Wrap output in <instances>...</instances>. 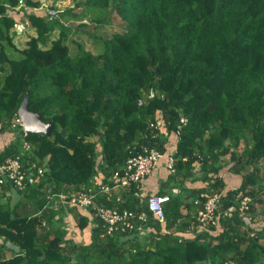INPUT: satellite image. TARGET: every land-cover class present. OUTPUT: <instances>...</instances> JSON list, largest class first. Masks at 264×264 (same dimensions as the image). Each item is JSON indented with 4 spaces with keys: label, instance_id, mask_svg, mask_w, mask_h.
<instances>
[{
    "label": "trees",
    "instance_id": "trees-1",
    "mask_svg": "<svg viewBox=\"0 0 264 264\" xmlns=\"http://www.w3.org/2000/svg\"><path fill=\"white\" fill-rule=\"evenodd\" d=\"M80 3L114 11L124 29L103 38L97 52L78 42L71 55L65 41L77 27L57 21L59 34L52 37L55 18L48 20L38 9L39 0L22 5L0 0V133L15 134L0 151V163L17 157L24 167L43 169L38 185L18 192L34 194L42 210L48 193L95 187L98 174L107 178L143 148H173L175 170L165 181L180 183L182 190L187 182L199 186L184 196L171 194L163 225L153 220L152 233L123 231L99 239L95 228L87 244L66 241L62 232L39 233L48 228L41 221L52 208L40 216L18 215L0 204V264H264V0H74L73 5ZM72 11L58 14L77 19ZM18 13L35 35L14 57ZM92 19L102 22L98 13ZM150 90L159 95L146 98ZM26 92L29 110L53 123L49 136L11 129ZM181 118L186 122L179 126ZM240 144L237 154L233 149ZM225 164L240 180L223 193ZM206 180L222 194L221 211L248 194L255 218L219 215L206 230L197 228L193 200ZM167 188L154 194H167ZM130 194L117 205L134 207L137 196L130 200ZM85 224L78 222L79 229ZM191 224L195 228L186 230ZM7 241L19 247L18 254L5 253Z\"/></svg>",
    "mask_w": 264,
    "mask_h": 264
},
{
    "label": "built area",
    "instance_id": "built-area-1",
    "mask_svg": "<svg viewBox=\"0 0 264 264\" xmlns=\"http://www.w3.org/2000/svg\"><path fill=\"white\" fill-rule=\"evenodd\" d=\"M19 4L22 5L23 0H19ZM41 12L46 14L49 20L54 19L58 14L56 9L50 8H44ZM28 25V22L25 21L16 26L20 30H24ZM155 95H159V93L150 90L147 92L146 98H152ZM142 104L143 101L139 99L138 105ZM179 121V126H181L185 124L186 119L181 118ZM149 125L152 127L154 123ZM1 127L2 124L0 123ZM10 127L13 129L20 128L24 135L27 133L18 115L11 120ZM22 148L28 153L32 150L31 144L27 141L23 142ZM174 154L173 148H166L163 152L155 148H143L141 152H136L127 158L107 178L101 175V179H96L95 187L81 188L78 192L73 191L76 189H70L48 193L43 209L49 207L53 210H59L64 208V205L90 209L97 221L96 228L99 239H106L123 231L133 232L136 230L138 233H142L148 228L151 219L163 221L165 216L163 204L168 200V195H148L145 204L136 207H119L117 203L123 202L124 193H129L133 186L140 189L143 180L155 171L161 162L170 173L174 172L176 161ZM23 161L17 157H8L0 163V187L9 186L17 191H24L28 186L40 183L43 169L35 167L34 164L29 168L24 167ZM209 182L206 180L202 183L201 187H204L205 190L193 200L196 207L194 219L197 222V228L206 230L211 223L217 221L219 215L231 218L237 214L239 218L247 219V221L255 218V214L250 211L252 198L248 194L239 195L232 204L221 211L219 207L222 194L215 190L212 191ZM108 202H112V204L107 206ZM41 224L45 226L47 223L42 220ZM193 226L191 224L189 229L194 228ZM6 246L13 249L14 253H19V248L10 242H7Z\"/></svg>",
    "mask_w": 264,
    "mask_h": 264
},
{
    "label": "crops",
    "instance_id": "crops-1",
    "mask_svg": "<svg viewBox=\"0 0 264 264\" xmlns=\"http://www.w3.org/2000/svg\"><path fill=\"white\" fill-rule=\"evenodd\" d=\"M40 1V8H43L44 4L47 3H54L55 6H59V1L54 0H39ZM14 17H16L17 20H19L17 23H23L27 21L26 17L21 16V13L15 14ZM17 28V27H16ZM18 34L15 35L13 39V44L16 47V51H12L11 54L15 57L18 56L19 50L23 49L25 47V44L29 38V35H35L34 29L30 28V26H27L25 30H20L18 28ZM15 138V134L13 131H4L3 133H0V151L7 146L13 139ZM170 174V172L166 169L163 162L160 163L158 168L153 171L147 178L143 180L141 183V188H132V190L128 193L130 200H133L134 196L136 197V202L134 203V207L139 206L137 202H141L142 200L146 201L145 196L147 197L150 194H154L158 191L160 187H171L172 184H169L165 181L167 178V175ZM101 173L98 174L97 180L101 179ZM164 183V184H163ZM202 183V182H201ZM199 183H191L187 182L184 185V189H180L179 187L172 186L169 190L167 188L168 194H175V195H185L187 194V189H193L195 187H198ZM196 189V188H195ZM173 191V192H171ZM20 194L17 190L9 187V186H2L0 187V204L9 206L10 209L14 211L18 215H35L40 216L41 211L38 210V207L32 208V206L26 207V205L19 206L20 204ZM144 202V201H143ZM141 204V203H140ZM144 205V204H143ZM44 209H49L44 208ZM187 208L185 206L181 207V213L185 214ZM51 214V215H49ZM51 216V217H50ZM53 219L54 220V227L52 229L59 230L62 232L63 238L66 241H73L76 242V239H83L84 241H91L94 236V230L97 225L96 219L93 217L91 210L87 208H81V207H71L64 205V208H60L59 210L50 211L46 214L44 217V221L47 223L45 226L48 225L51 226L50 222L48 220ZM84 221L86 224L83 229H79L78 222ZM162 227V226H161ZM151 228V227H149ZM152 230H145L142 233H138L141 236H144L148 234V232L153 231ZM175 229L173 228L171 231L173 232ZM155 231V230H154ZM156 232V231H155ZM50 236H53L51 234ZM91 239V240H90ZM2 242V238L0 237V243ZM83 243V242H82ZM7 252L11 251L10 248L6 249ZM5 251V253H7Z\"/></svg>",
    "mask_w": 264,
    "mask_h": 264
},
{
    "label": "rangeland",
    "instance_id": "rangeland-1",
    "mask_svg": "<svg viewBox=\"0 0 264 264\" xmlns=\"http://www.w3.org/2000/svg\"><path fill=\"white\" fill-rule=\"evenodd\" d=\"M73 3H74V0H61L59 1L60 5L56 6L55 8L58 11H63L67 8H71L73 9L72 13L78 18L73 19V17H71L70 15H67V17L63 18V17H60V12H59L58 16L55 18V20H53L54 31L51 34L52 37H57L59 34V27L57 26V21L63 22L65 25L70 26L71 29H74L76 27L78 28L76 30H73L68 35V40L65 41L68 47V51L71 55H74L77 52L79 48V45H77L78 42L81 43L82 49L84 48L92 52H97L100 49L98 45L101 44L103 38L109 37L113 32L123 31L124 23H121V20L119 19L117 15H115L114 11L112 10H101V11L89 10L81 3L79 6L73 5ZM97 13L99 14V16H101L102 22H96L92 19V17H94ZM233 150H235V152L239 154L240 151L242 150V144H240L237 149H233ZM262 172H264V166L262 167ZM220 175L225 182L223 193L225 192L226 189L236 187L240 180L239 175L234 174L232 171H230L229 164L224 165V167L220 171ZM173 184H175V187H176V184H180V183H173ZM71 189H76L73 191H77V192L81 190L79 188H71ZM19 200L21 201L19 204L20 207L22 205H26V207L32 206V208H36L37 206L34 194L26 196V197H23L22 194H20ZM255 207L259 211L261 208V205L258 203H255ZM48 221L50 222L51 226H49L48 228L39 229V233H42V231H45L46 229L50 231L51 234H53L54 232H61L59 230L52 229L54 227L53 219L48 220ZM254 223L257 224L258 221H254ZM243 229L245 231L247 230L246 227ZM76 240H77L76 241L77 243L83 242L87 244L90 242V241H84L83 239L82 240L76 239ZM7 253L12 254L11 251H8Z\"/></svg>",
    "mask_w": 264,
    "mask_h": 264
},
{
    "label": "water",
    "instance_id": "water-1",
    "mask_svg": "<svg viewBox=\"0 0 264 264\" xmlns=\"http://www.w3.org/2000/svg\"><path fill=\"white\" fill-rule=\"evenodd\" d=\"M17 114L23 122L25 131L28 133H44L49 136L52 128L54 127L52 122H44L40 113L29 110L27 92L22 97L17 109ZM65 132V128H62L61 133L64 135Z\"/></svg>",
    "mask_w": 264,
    "mask_h": 264
},
{
    "label": "clouds",
    "instance_id": "clouds-1",
    "mask_svg": "<svg viewBox=\"0 0 264 264\" xmlns=\"http://www.w3.org/2000/svg\"><path fill=\"white\" fill-rule=\"evenodd\" d=\"M48 3L47 4H44L43 5V8H38L39 10H43L44 8H48ZM50 9H56L55 7H52V8H50ZM58 11V10H57ZM57 16H58V14H57ZM56 18V17H55ZM27 20V19H26ZM49 20V19H48ZM53 20V19H52ZM28 22V21H27ZM17 24H19V23H15V29H16V31H18V27L16 26ZM28 24H29V22H28ZM29 26V25H28ZM17 27V28H16ZM25 30V29H24ZM18 33V32H17ZM18 115V114H17ZM19 117V116H18ZM22 121V120H21ZM23 123V122H22ZM24 126V125H23ZM11 129H13V128H11ZM28 133V132H27ZM203 183V182H202ZM207 189V188H206ZM171 192H173V191H171ZM174 193V192H173ZM150 195H152V194H150ZM155 195H158V194H155ZM164 195V194H163ZM165 195H168V197H170L171 196V194H165ZM168 200H169V198H168ZM168 200L166 201V202H168ZM165 202V203H166ZM165 203L163 204V208H164V205H165ZM254 213V212H253ZM165 214V213H164ZM255 216H256V214H255ZM164 219H165V216H164ZM164 219H163V221L162 222H160L161 223V226L163 225V222H164ZM153 220H156V219H151V221H150V223H149V225H148V228H146V230H152L151 228H149V227H151V222L153 221ZM159 222V221H158ZM46 227V226H45ZM195 228V227H194ZM193 229V228H192ZM192 229H189V226L186 228V230H189V231H191ZM7 242H9V241H7ZM6 242V243H7ZM6 243H5V246H4V250L6 251V249L7 248H9V247H7L6 246ZM11 243V242H10ZM12 244V243H11ZM16 246V245H15ZM18 247V246H17ZM19 248V247H18ZM11 249V248H10ZM1 251V250H0ZM11 252L13 253V254H16V253H14V250L13 249H11ZM8 254V253H7ZM8 255H11V254H8Z\"/></svg>",
    "mask_w": 264,
    "mask_h": 264
}]
</instances>
